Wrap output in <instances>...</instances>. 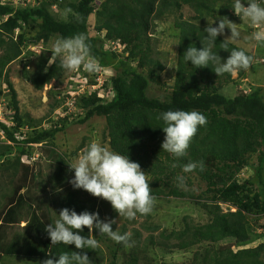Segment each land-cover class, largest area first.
I'll return each mask as SVG.
<instances>
[{
	"label": "trees",
	"instance_id": "16d2710c",
	"mask_svg": "<svg viewBox=\"0 0 264 264\" xmlns=\"http://www.w3.org/2000/svg\"><path fill=\"white\" fill-rule=\"evenodd\" d=\"M225 1L217 8L216 0H32L26 6H13L11 0H0V79L5 78L9 89L10 105L7 108L14 110L12 119H0V141L4 142L0 144V160L10 162L8 158L14 149L19 150V155L10 165L19 167L22 158L31 160L34 146L53 142L56 134L69 124L70 116L73 122L81 124L94 117H104L111 150L128 155L131 161L140 164L146 175L153 179L148 181L154 198L161 195L191 197L181 188L178 176L185 177L184 182L191 184L187 175L194 174L206 184L197 204L209 217L208 222L197 226L187 223L183 230L164 231L159 238L150 235L144 241V264H154L146 256L150 245L179 251L196 247L193 257L184 264H264V241L255 246H244L251 240L250 221H259L264 215V87L227 97L222 92L225 86L220 80L226 76L224 81L228 83L231 74L217 76L213 71L214 65L195 69L190 61L184 60L188 47L195 45L200 49L209 44L203 31L206 27L204 17L218 14L233 19L228 10L234 12L231 8L234 0ZM52 6L67 11L68 18L54 15ZM184 7L194 12L189 19L183 16ZM92 16H95L94 33L90 25ZM170 19H173L178 43L174 82L165 95L150 96L152 84L167 86L162 76L165 64L155 57L158 49L154 51L153 46L157 23L164 24ZM78 33L87 34L90 54L97 64L116 71L110 83H104L105 90L112 97L101 95L100 89L86 96L78 93L75 102L79 113L60 115L51 121L48 129L40 128L32 118L27 120L20 114L18 94L8 78L7 68L22 55L24 47L31 45L26 46L28 43L47 41L51 37H71ZM224 39L218 35L212 48L222 59H226L233 48L243 49L234 43L229 44V51L222 49ZM118 47H122V51ZM29 53L33 51L29 49ZM60 62V58L50 65L47 60L42 61L34 71L26 72L24 79L37 89H43L65 73ZM239 74L243 78L244 70L241 69ZM88 83L98 84L97 78L89 79ZM64 98L69 100L68 95ZM168 110H196L207 118V123L198 127L184 157L176 158L161 148L165 133L160 128L163 122L157 117ZM255 153H258L255 170L259 181H238L236 175L250 164ZM190 161H203L204 170L197 167L190 173L183 172V166ZM257 183V188H254ZM16 204V201L12 202L5 212L6 221L13 224L11 213H14ZM222 204L234 211L224 212ZM130 243L134 246L121 264H140L142 251L137 244L141 240L138 239L136 245L131 240ZM57 245L58 256L63 252L82 251L75 249L74 245ZM2 247L0 264L15 249L18 253L15 257L21 256L20 248L11 244ZM117 247L113 264H117L118 251L126 246L117 243ZM83 251L87 252L92 264L90 252L94 250ZM29 254L26 250L22 256ZM58 256L52 258L58 259Z\"/></svg>",
	"mask_w": 264,
	"mask_h": 264
},
{
	"label": "rangeland",
	"instance_id": "374dc122",
	"mask_svg": "<svg viewBox=\"0 0 264 264\" xmlns=\"http://www.w3.org/2000/svg\"><path fill=\"white\" fill-rule=\"evenodd\" d=\"M225 2V0H216L215 6L218 8L219 5H224ZM51 11L54 15H58L61 18H68L67 11H63L57 6H52ZM182 11L185 18L189 19L194 15V12L189 7H184ZM228 12L232 13V20L229 19L230 17L224 18L218 14H215L214 17L206 16L203 20L206 27L208 22L213 20H215L213 26H217L219 19L225 20V22L228 19L237 24L236 26L241 35L234 44L252 55L251 66L246 70L243 69L245 73L243 78L240 77V70H238L231 74V80L228 83L225 82L226 76H222L220 80L225 86L222 92L227 97L232 98L239 94L250 93L259 87H264V46L257 45L251 39L252 34L257 30H264V26L252 25L248 18L239 17L231 9ZM90 20L92 33H94L95 16H92ZM195 23L199 24V21ZM175 29L173 19L168 20L164 24L157 23L154 29L156 41H154L153 48L154 51L158 49L155 57L165 64V72H163L162 76L167 86L152 84L149 90L150 96L165 95V92L168 89L170 90L174 82L178 57V43L174 35ZM230 35L231 31L226 27L222 36L226 38ZM56 38L58 37H51L47 41H39L42 44L30 48L36 53H27L22 58L12 62L7 68L8 78L13 83L18 94L20 114L27 120L32 118L39 124L40 128L46 127V129L52 125L51 121L61 117L60 115L64 116L66 113L71 115L72 112H80L75 102L78 93L86 96L93 92L89 85H85L86 81L89 82V78H93V75L82 68L73 71L77 73L66 71L60 78L53 79L49 84H46L43 89H37L33 83L24 79L26 72L31 73L34 71L38 63L47 60L50 65L55 59H62L61 57H52V52L50 51ZM118 49L122 51V47H118ZM29 56L32 57L30 58ZM83 72L87 74L80 79L74 78V74L78 76L83 74ZM100 73L102 87L99 93L112 97V94L108 93L107 89L105 90L104 83L106 81L110 83V78L116 74V71L107 67L102 69ZM70 76L71 79H74L72 82H69L71 80ZM80 82H82L83 86L78 87ZM65 95H68L69 102L67 101L68 99L65 100ZM9 99V89L6 80L1 78L0 118L12 119L14 115V110L7 108L10 105ZM69 108L70 111L68 110ZM8 121L10 123V120ZM68 121L69 124L63 131L56 134L53 142L42 146H34L32 154L34 156L31 160L27 161L22 156L19 167L9 164L15 163L19 150L14 149L11 151L10 158H8L11 159L10 162L3 163L0 160V251L3 249L2 246L11 244L17 249H22L19 251L21 256L25 254L26 250L31 253L22 257H15L18 254L15 249L12 251V255L5 256L2 259V264H42L44 260L52 258V256H58L59 245L51 243L46 227L49 224H54L55 220L59 218V211L63 208L74 209L78 214L85 210L98 212L102 220L115 219L116 224L112 225L113 230L121 234L129 233L130 240L135 245L138 239L141 240V243L137 244L142 251L140 253V264H144V241L150 235L159 238L164 231L170 233L183 230L187 223L197 226L208 222L209 217L197 204L199 196L206 190V184L194 174L187 175L191 178V184L184 182V185L181 186L183 190L191 194V197L161 195L159 198H154L153 209L149 214H137L136 218L131 220L126 217H119L118 213L114 216L116 211L112 208L110 202L94 197L85 190H74L69 183L74 171L69 170L67 163L74 162L79 155L83 154L86 146L92 142L100 143L110 150L111 148L109 138L105 132L107 121L104 117H94L81 124L73 122L74 119L70 116ZM3 137L2 139H4ZM0 144H4V142L1 140ZM257 165L258 153H255L251 157L250 164L236 175V179L240 182L248 179L259 181L255 170ZM5 167L8 168L5 170ZM15 169L16 172L14 173ZM15 174L17 175L14 176ZM146 177L149 181L153 180L147 175ZM160 183L158 182V184ZM22 185L24 187L20 189L19 187ZM257 186L258 183L254 188H257ZM15 190L18 191L14 194ZM203 198L201 197V199ZM15 201L17 204L14 206V213H11L15 221L13 224L6 221L5 212L8 206ZM222 210L224 212L228 210L234 211L232 208L229 209L226 204H222ZM256 216L259 218L258 215ZM250 222L251 240L244 245L246 248L264 241V215H261L259 221L251 220ZM137 233L140 236H137ZM81 235L97 241V247L90 252L93 257L92 264H113L114 252L118 248L115 241L106 234L99 233L95 228H93L91 233L85 227ZM100 236L101 238L99 239ZM21 243H25V246H21ZM131 245L134 246V244ZM132 246H126L124 250L118 251L117 264L123 262ZM195 250L196 247L187 251H179L159 247L153 248L150 245L147 247L146 256L154 264H184L193 257ZM42 252L44 253L42 254ZM262 259L264 260V257Z\"/></svg>",
	"mask_w": 264,
	"mask_h": 264
},
{
	"label": "clouds",
	"instance_id": "9594fccd",
	"mask_svg": "<svg viewBox=\"0 0 264 264\" xmlns=\"http://www.w3.org/2000/svg\"><path fill=\"white\" fill-rule=\"evenodd\" d=\"M231 8L239 17L248 18L252 25L264 26V0H234ZM214 23L215 20L208 22L207 27L203 29L209 41L208 46L202 44L200 49L195 45L188 47L184 53L185 62L190 61L195 69L214 65V70H212L217 76L224 73L234 74L238 70L248 69L253 58L245 50L233 48L226 59H222L217 52L212 50L218 35H223L226 27L230 29L231 35L222 42V49L228 50L229 44L240 38L241 33L236 26L237 24L228 19L227 22L219 19L217 26H213ZM251 39L257 45L264 46V30L255 31ZM29 44L31 45L28 46ZM39 44L42 42L28 43L26 45L28 47L23 48L19 58L29 53L31 47ZM50 51L52 57L62 58L60 67L66 71H71V73L82 68L97 78L98 67L100 70L106 69L98 65L97 60L91 56L88 37L85 33L56 38ZM86 72L78 76L74 74V78L80 79L87 74ZM73 80L71 79L69 82ZM85 85H89L92 89L95 84H89L86 81ZM80 86H83L82 82L78 83V87ZM67 101L69 102V100ZM68 110L70 111V108ZM157 119L163 122V126L160 128L165 133L161 148L176 158L187 155V149L198 127L207 123L205 115L196 110H168L159 114ZM67 164L69 170L74 171L73 177L69 180L73 189L85 190L94 197L110 202L119 217H126L131 220L135 219L137 214L147 215L152 211L154 197L151 195L146 173L141 169L140 164L131 161L128 155H121L100 143L92 142L86 146L82 155H79L74 162ZM197 167L203 171V161L188 162L183 166V172L190 173ZM177 180L180 186L184 185L185 177L178 176ZM58 217L54 224H49L46 227L51 243L74 245L75 249L82 251L63 252L58 256V259L49 258L44 260L42 264H91L87 252L83 250H94L97 247V241L81 235L85 227L91 233L95 228L99 233L106 234L116 243H123L127 247L132 246L130 234H121L113 230L112 225L116 224V220H102L98 212L85 210L78 214L74 209L63 208L59 211Z\"/></svg>",
	"mask_w": 264,
	"mask_h": 264
},
{
	"label": "built area",
	"instance_id": "2783aa9c",
	"mask_svg": "<svg viewBox=\"0 0 264 264\" xmlns=\"http://www.w3.org/2000/svg\"><path fill=\"white\" fill-rule=\"evenodd\" d=\"M32 0H11L10 4H12L13 6H26L28 3H31ZM100 68L98 67V71H96L98 73V76H97V81L99 84H95L92 86V91L93 90H97V89H100L102 87V81L100 82Z\"/></svg>",
	"mask_w": 264,
	"mask_h": 264
}]
</instances>
